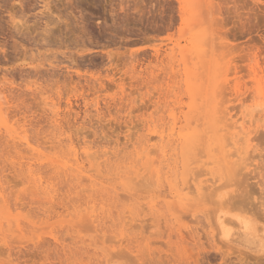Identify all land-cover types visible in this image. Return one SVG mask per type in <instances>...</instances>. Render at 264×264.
Returning a JSON list of instances; mask_svg holds the SVG:
<instances>
[{
  "label": "rangeland",
  "instance_id": "1",
  "mask_svg": "<svg viewBox=\"0 0 264 264\" xmlns=\"http://www.w3.org/2000/svg\"><path fill=\"white\" fill-rule=\"evenodd\" d=\"M0 199V264H264V0H0Z\"/></svg>",
  "mask_w": 264,
  "mask_h": 264
},
{
  "label": "bare ground",
  "instance_id": "2",
  "mask_svg": "<svg viewBox=\"0 0 264 264\" xmlns=\"http://www.w3.org/2000/svg\"><path fill=\"white\" fill-rule=\"evenodd\" d=\"M241 104H242V103H241ZM253 107H255V106H253ZM260 109H261V108H260ZM253 111H254V110H253ZM255 112H256V111H255ZM218 116H219V115H218ZM260 116H261V115H260ZM220 118H222V117H220ZM228 119H229V118H228ZM253 120H254V119H253ZM253 120H252V121H253ZM226 124H227V123H226ZM228 124H229V123H228ZM232 124H233V122H232ZM232 124H229V125H231V127H230L229 125H227V126H229V128H232V126L235 128L236 125H235V124L232 125ZM241 128H243V125H242V127H241L240 125L237 126V131H238V130H239V131L241 130V132H242V129H241ZM235 130H236V129H235ZM252 130H253V129H252ZM254 130H255V129H254ZM228 132H229V131H228ZM234 133H240V132H234ZM228 134H229V135L231 134L230 137H229V138H231V139H230L231 141L229 140L230 143L228 142V143L230 144V148H232V146H235V145L238 144V143H239L238 145H240V141L237 142V140L241 139V137H243V136L246 135V134H245V135L241 136L242 134H240V135L238 136V137H240V138H236V140H235V139H233V138H234V136L236 137L237 134H236V135L234 134L233 137H232V135H233L232 132H231V133H228ZM161 136H162V135H161ZM163 136H164V135H163ZM163 136H162V137H163ZM171 136H172V135H171ZM162 137H161V138H162ZM180 137H181V136H180ZM250 137H251V136H250ZM242 139H243V138H242ZM242 139H241V140H242ZM162 140H163V139H162ZM244 141H245V139H244ZM172 143H173V142H172ZM231 143H232V144H231ZM242 143H243V141H242ZM245 143H246V142H245ZM229 144H227V145H229ZM224 145H225V144H224ZM226 147H227V146H226ZM237 147H238V146H236V149H234V147H233V149H234L233 151L235 152V153H234L235 155H236V152H237V154H238V149L240 150V147H238V149H237ZM222 148H223V147H222ZM241 149H242V147H241ZM226 150H227V149H226ZM226 150H225V152H226ZM230 151H231V150H230ZM233 151H232V152H233ZM241 152H243V151L241 150ZM219 153H220V151H219ZM223 153H224V152H223ZM239 154H240V153H239ZM225 156H227V157L229 158L228 155L225 154ZM238 156H239V155H238ZM227 157H225V158H227ZM155 159H156V158H155ZM153 161H154V160H153ZM155 161H156V160H155ZM213 161H214V160H213ZM139 168H140V167H139ZM137 169H138V168H137ZM157 170H158V169H157ZM159 171H160V170H159ZM155 173H156V172H155ZM157 173H159V172L157 171ZM157 175H158V174H157ZM127 177H129V176H127ZM131 177H132V176H131ZM132 178H133V177H132ZM196 185H197V187H195L196 191L201 190V188L203 187V186L201 187V185H199V184H196ZM189 187H190V186H189ZM189 187L187 186L186 188H189ZM182 188H183V187H182ZM192 189H193V188H192ZM190 190H191V189H190ZM47 198H48V197H47ZM0 200H1V199H0ZM97 208H98V207H97ZM218 216H219V215H218ZM225 218H226V217H225ZM230 220H231V219H230ZM224 221H225V220H224ZM225 222H226V221H225ZM229 222H230V221H229ZM231 223H232V222H231ZM244 223H245V222H244ZM232 224H233V225H234V224L237 225V223H232ZM232 224H231V225H232ZM243 225H244V224H243ZM235 227H236V226H235ZM258 229H259V228H258ZM4 230H5V229H4ZM243 240H244V239H243Z\"/></svg>",
  "mask_w": 264,
  "mask_h": 264
}]
</instances>
